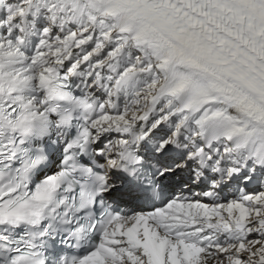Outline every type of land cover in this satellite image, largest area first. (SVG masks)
<instances>
[{"label":"snow or ice","instance_id":"snow-or-ice-1","mask_svg":"<svg viewBox=\"0 0 264 264\" xmlns=\"http://www.w3.org/2000/svg\"><path fill=\"white\" fill-rule=\"evenodd\" d=\"M0 264H264V0H0Z\"/></svg>","mask_w":264,"mask_h":264}]
</instances>
